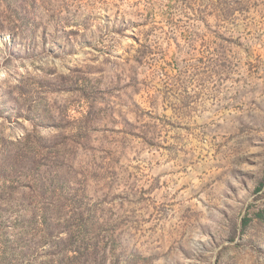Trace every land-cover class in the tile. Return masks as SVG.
I'll return each instance as SVG.
<instances>
[{
	"label": "rangeland",
	"instance_id": "1",
	"mask_svg": "<svg viewBox=\"0 0 264 264\" xmlns=\"http://www.w3.org/2000/svg\"><path fill=\"white\" fill-rule=\"evenodd\" d=\"M0 264H264V0H0Z\"/></svg>",
	"mask_w": 264,
	"mask_h": 264
}]
</instances>
